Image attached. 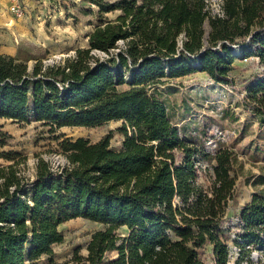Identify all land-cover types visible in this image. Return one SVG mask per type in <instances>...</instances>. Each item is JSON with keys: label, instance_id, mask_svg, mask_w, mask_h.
<instances>
[{"label": "trees", "instance_id": "1", "mask_svg": "<svg viewBox=\"0 0 264 264\" xmlns=\"http://www.w3.org/2000/svg\"><path fill=\"white\" fill-rule=\"evenodd\" d=\"M86 2L97 9V25L73 56L29 67L0 54V119H33L51 130L119 121L124 138L113 149L111 133L96 143L59 137L66 164L54 170L38 158L31 180L19 174V153L0 152L11 162L0 165V264L43 257L58 264V227L77 218L103 228L91 234L86 255L76 250L61 264H230V245L232 264H252V252L264 253V195L254 194L237 217L236 155L221 149L211 157L182 140L155 88L201 72L234 89V48L264 67V0H220L218 14L207 0ZM263 91L264 73L239 90L264 136ZM8 138L0 133V147ZM199 159L213 162L206 189L197 183ZM254 185L264 186V172Z\"/></svg>", "mask_w": 264, "mask_h": 264}, {"label": "rangeland", "instance_id": "2", "mask_svg": "<svg viewBox=\"0 0 264 264\" xmlns=\"http://www.w3.org/2000/svg\"><path fill=\"white\" fill-rule=\"evenodd\" d=\"M207 1L211 14H218L220 0ZM21 2L24 15L14 18L8 10L9 0H0V8L5 10L4 19L0 21V54L14 56L26 62L29 67L36 60L43 65H53L73 56L76 49L87 46V36L97 25V9L86 0ZM117 14L118 12L108 13L103 17L113 20ZM204 29L206 35L207 24ZM233 50L235 70L231 76L234 79V89L214 83L204 73L196 72L187 77L168 80L164 85L155 88V91L182 140L192 143L211 157L221 149L231 150L236 155L242 169L235 171L237 178L231 206L238 217L240 207L249 203L254 194L264 195V186L254 185L255 178L264 172V136L256 120L242 104L245 92H239L243 82L264 73V67L252 57L244 60L239 48ZM117 52L118 49H115L112 53ZM94 54L99 58L107 57L99 52ZM50 60L51 64L48 63ZM126 88L127 86H122L119 90ZM261 96L264 98V91ZM120 128L121 122L110 121L94 128L63 127L51 130L33 119L22 123L0 119V133L9 136L6 145L0 147V152L19 153L20 157L16 158L19 160V174L31 180L38 158L50 165H56L61 159L65 160L59 152V137H62L60 141L64 138H83L90 143H96L111 133L110 147L119 149L124 138L119 133ZM21 159L24 160L20 161ZM10 163L0 158V165L6 166ZM212 166V161L198 160L197 183L204 189L209 187ZM232 220L237 222L233 216ZM58 228L63 234V241L52 247L53 261L61 264L67 262L76 250L81 255H86L85 248L91 234L103 227L77 218L61 224ZM117 232L123 234L124 229ZM230 250L232 264L236 249L230 245ZM115 257L116 253L106 255L109 261ZM250 257L252 264H264V253L252 252ZM36 264L49 262L43 257Z\"/></svg>", "mask_w": 264, "mask_h": 264}, {"label": "built area", "instance_id": "3", "mask_svg": "<svg viewBox=\"0 0 264 264\" xmlns=\"http://www.w3.org/2000/svg\"><path fill=\"white\" fill-rule=\"evenodd\" d=\"M9 12L14 18H21L24 15V10L22 8L21 0H10L9 3ZM59 157V156H58ZM56 159H58L56 157ZM66 164V160L61 159L59 162L57 161L56 165L51 163V166L54 170H57L58 166H64Z\"/></svg>", "mask_w": 264, "mask_h": 264}, {"label": "crops", "instance_id": "4", "mask_svg": "<svg viewBox=\"0 0 264 264\" xmlns=\"http://www.w3.org/2000/svg\"><path fill=\"white\" fill-rule=\"evenodd\" d=\"M9 3H10V0H9ZM9 9V7H8ZM4 14H5V10L4 8H0V21L4 19ZM6 55H8L7 53H5Z\"/></svg>", "mask_w": 264, "mask_h": 264}, {"label": "water", "instance_id": "5", "mask_svg": "<svg viewBox=\"0 0 264 264\" xmlns=\"http://www.w3.org/2000/svg\"><path fill=\"white\" fill-rule=\"evenodd\" d=\"M95 53H98L97 51H95ZM94 54V53H93ZM49 64H51L52 63V60H50L49 62H48Z\"/></svg>", "mask_w": 264, "mask_h": 264}]
</instances>
